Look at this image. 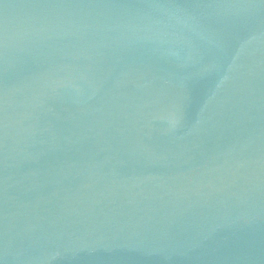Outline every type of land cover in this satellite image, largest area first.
<instances>
[{
  "label": "water",
  "instance_id": "water-1",
  "mask_svg": "<svg viewBox=\"0 0 264 264\" xmlns=\"http://www.w3.org/2000/svg\"><path fill=\"white\" fill-rule=\"evenodd\" d=\"M0 264H264V0H0Z\"/></svg>",
  "mask_w": 264,
  "mask_h": 264
}]
</instances>
